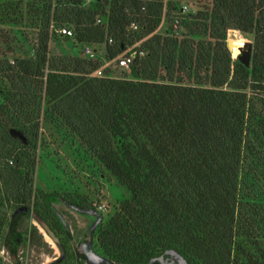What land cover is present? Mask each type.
Instances as JSON below:
<instances>
[{
  "label": "trees",
  "instance_id": "16d2710c",
  "mask_svg": "<svg viewBox=\"0 0 264 264\" xmlns=\"http://www.w3.org/2000/svg\"><path fill=\"white\" fill-rule=\"evenodd\" d=\"M28 2L40 26L34 57L0 61V205L33 201L61 245L54 264L75 263L46 203L84 210L88 196L33 185L40 115L51 113L129 193L97 230L107 259L149 264L173 251L185 264H264V234L238 227L243 181L264 163V0H211L184 14L172 0L161 35L164 0ZM19 9V0H0V24H18ZM59 26L78 42L103 43L107 60L141 38L144 54L131 78L91 76L95 56L49 57L52 35L70 38ZM229 30L251 36L249 66L227 48Z\"/></svg>",
  "mask_w": 264,
  "mask_h": 264
},
{
  "label": "rangeland",
  "instance_id": "374dc122",
  "mask_svg": "<svg viewBox=\"0 0 264 264\" xmlns=\"http://www.w3.org/2000/svg\"><path fill=\"white\" fill-rule=\"evenodd\" d=\"M19 1L18 11L22 15L20 22L0 24V61L6 59L11 62L15 58L34 57L40 26L38 21H32V14L28 10L30 0ZM168 2L172 0H164L163 16L154 31L156 34H164L168 25L165 15ZM191 3L195 12L209 5L211 0H191ZM172 9L176 14V8ZM175 35L182 37L180 31ZM227 37L231 43L237 42L235 47H241L244 41L252 42L251 36L234 30H229ZM236 37L239 39H234ZM143 41L144 38L136 40L123 51L129 47L140 48ZM83 44L84 42H78L72 37L52 35L48 42V55L86 58L82 50ZM91 45L95 47V57L100 60L98 68L102 69L104 75L131 78L130 71L117 67L113 59L107 60L103 43ZM232 56L236 55L232 53ZM259 96L264 97L262 92ZM258 106L261 107L262 104L259 103ZM40 117V136L33 173L35 192H78L86 194L92 205L89 209L78 210L61 199L46 203L63 224L65 235L75 254L74 264H120L103 255L96 236L100 225L118 209L120 201L128 197V191L80 144L78 137L59 117L46 112ZM251 167L250 176L242 184L244 206L239 210L238 227L240 230H257L264 234V163H252ZM32 202L30 208L6 203L0 205V264H54L63 257L56 236L34 212ZM149 264L185 262L175 252L167 251Z\"/></svg>",
  "mask_w": 264,
  "mask_h": 264
},
{
  "label": "built area",
  "instance_id": "2783aa9c",
  "mask_svg": "<svg viewBox=\"0 0 264 264\" xmlns=\"http://www.w3.org/2000/svg\"><path fill=\"white\" fill-rule=\"evenodd\" d=\"M92 0H86V2H90ZM192 3L191 0H179V11L184 14V13H188V12H194L193 9L191 8ZM97 22H99L100 20L97 19ZM178 20H175L174 24L175 25L177 23ZM130 27L132 29H137V24L135 22H131ZM55 31L62 36H68V37H72L73 33L72 30L67 27V26H59L55 29ZM109 42H111V39H109ZM82 50L83 53L86 57L88 58H94L95 56V48L89 44V43H84L82 46ZM144 54V51L141 50L138 47H129L128 49H126L125 51H123L122 53L118 54L114 59L113 62H115L116 66L122 69H126L127 71H130V67L133 63V61ZM91 76H105L102 73V69L101 68H97L95 69L91 74Z\"/></svg>",
  "mask_w": 264,
  "mask_h": 264
},
{
  "label": "water",
  "instance_id": "95a60500",
  "mask_svg": "<svg viewBox=\"0 0 264 264\" xmlns=\"http://www.w3.org/2000/svg\"><path fill=\"white\" fill-rule=\"evenodd\" d=\"M227 48L231 51V40L227 39ZM252 43L251 41H244L243 45L240 47V52L236 56V58L245 66H249L250 63V55H251ZM10 134L13 137H17L22 143H26L25 136L22 132L15 128H10Z\"/></svg>",
  "mask_w": 264,
  "mask_h": 264
},
{
  "label": "bare ground",
  "instance_id": "6f19581e",
  "mask_svg": "<svg viewBox=\"0 0 264 264\" xmlns=\"http://www.w3.org/2000/svg\"><path fill=\"white\" fill-rule=\"evenodd\" d=\"M233 48V49H232ZM231 51H232V53H233V55L235 56H237L238 55V53L240 52V47H233V45H232V43H231ZM235 56V57H236Z\"/></svg>",
  "mask_w": 264,
  "mask_h": 264
}]
</instances>
